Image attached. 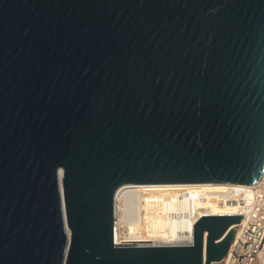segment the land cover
<instances>
[{
  "label": "water",
  "instance_id": "obj_1",
  "mask_svg": "<svg viewBox=\"0 0 264 264\" xmlns=\"http://www.w3.org/2000/svg\"><path fill=\"white\" fill-rule=\"evenodd\" d=\"M263 174L264 0H0V264H220L243 215L116 245V191Z\"/></svg>",
  "mask_w": 264,
  "mask_h": 264
},
{
  "label": "bare ground",
  "instance_id": "obj_2",
  "mask_svg": "<svg viewBox=\"0 0 264 264\" xmlns=\"http://www.w3.org/2000/svg\"><path fill=\"white\" fill-rule=\"evenodd\" d=\"M259 183L264 182V174ZM230 182L126 183L116 193V245L187 244L202 214H239L226 196L251 190ZM239 223L231 225L238 227Z\"/></svg>",
  "mask_w": 264,
  "mask_h": 264
},
{
  "label": "built area",
  "instance_id": "obj_3",
  "mask_svg": "<svg viewBox=\"0 0 264 264\" xmlns=\"http://www.w3.org/2000/svg\"><path fill=\"white\" fill-rule=\"evenodd\" d=\"M250 187L249 193L240 191L226 196L225 200L239 207V214L243 216L220 264H264V182ZM116 223L117 217L114 219V244Z\"/></svg>",
  "mask_w": 264,
  "mask_h": 264
}]
</instances>
